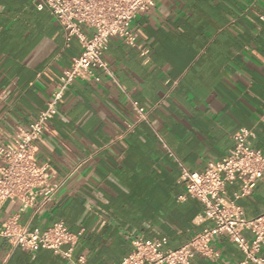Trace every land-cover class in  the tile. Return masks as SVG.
Instances as JSON below:
<instances>
[{
	"label": "crops",
	"instance_id": "crops-1",
	"mask_svg": "<svg viewBox=\"0 0 264 264\" xmlns=\"http://www.w3.org/2000/svg\"><path fill=\"white\" fill-rule=\"evenodd\" d=\"M263 0H156L132 25L137 44L112 38L104 53L116 82L76 79L36 142L55 193L22 209L0 204V228L15 219L28 229L62 221L80 233L74 255L86 264H120L135 237H166L175 249L211 228L203 205L185 196L181 167L201 172L233 147L241 128L264 153ZM146 49V56L140 50ZM81 52L34 0H0V142L10 141L46 107L63 69ZM132 101L146 110L136 119ZM240 182L225 190L235 199ZM185 196L184 199H180ZM39 202V201H37ZM246 218L264 209V177L235 199ZM243 236L250 238L249 231ZM217 260L196 254L189 264L237 263L238 246L216 238ZM264 257V246L261 251ZM51 250L30 252L0 236V264H63Z\"/></svg>",
	"mask_w": 264,
	"mask_h": 264
},
{
	"label": "built area",
	"instance_id": "built-area-1",
	"mask_svg": "<svg viewBox=\"0 0 264 264\" xmlns=\"http://www.w3.org/2000/svg\"><path fill=\"white\" fill-rule=\"evenodd\" d=\"M34 2L37 10L46 9L58 22L66 42L72 38L79 41L81 52L62 70L46 107L27 126L18 127L10 141L0 142V204L8 199H16L22 209L44 204L58 187L57 183L49 179L48 166L36 163L35 151L45 124L56 115L64 94L76 79L99 81L95 69H100L116 82L104 58L109 41L118 38L129 46H135L137 33L132 22L138 14L152 9L156 4V0ZM260 20L264 23V16H260ZM147 53L146 49L140 50L141 56ZM132 105L135 118L144 119L145 108L137 101H132ZM252 136L249 129H239L233 135L234 144L228 153L217 161L208 162L201 172L180 168L177 181L185 188V196L202 203L200 219L212 221L211 228L203 229L175 249L165 247L166 237H135L131 240L132 250L121 259L120 264H189L196 254L217 260L220 252L214 249L213 241L220 237L234 242L242 252L243 258L234 264H264L261 255L264 246V209L257 216L246 218L242 208L235 202V199L249 195L264 177V153L250 146L248 139ZM235 181L240 182V191L231 200L226 198L225 190ZM244 230L250 232V238L243 236ZM79 235L62 221L45 229L28 230L13 219L0 228V236L12 246L30 252L51 250L63 259V264H86L84 255H74Z\"/></svg>",
	"mask_w": 264,
	"mask_h": 264
}]
</instances>
